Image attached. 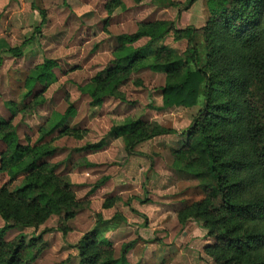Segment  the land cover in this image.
<instances>
[{"label": "trees", "instance_id": "1", "mask_svg": "<svg viewBox=\"0 0 264 264\" xmlns=\"http://www.w3.org/2000/svg\"><path fill=\"white\" fill-rule=\"evenodd\" d=\"M196 1L189 0L188 6ZM207 1L211 18L203 28L180 29L169 20L142 21L135 32L118 35L115 51L122 54L79 90L90 97L92 106H101L107 97L124 101L121 89L132 73L151 70L166 76L158 109L201 104L189 127L180 133L142 117H129L113 125L108 137H122L129 155L136 153L139 144L159 136L184 137L181 146L172 149V167L198 181L200 198L184 201L178 219L183 225L191 220L200 223L206 236L214 240L204 247L213 264H264V0ZM123 6V0L106 3L109 13ZM171 32L177 39L188 38L185 52L157 45ZM197 34L204 37V57L194 41ZM143 38L148 41L135 47ZM26 43L9 51L19 56ZM56 67V60L45 58L26 78L24 101L32 99L24 102L20 112L45 103V92L58 80ZM74 109L70 104L63 114L53 112L51 119L57 116V122L51 127L47 122L42 125L40 130L48 128L34 144L20 141L12 119L0 121V141L5 145L0 151V171L9 176L0 187V218L4 221L0 264H33L48 246L44 235L53 231L44 228L27 242L21 234L7 240L8 229H38L57 216V229L66 234V224L83 206L72 190L71 178L56 173L58 164L44 162L57 150L48 148L45 136L56 131L77 138L86 134L87 129L69 123ZM106 143L108 138H103L82 149L97 151ZM20 178L11 191L10 184ZM103 223L107 222L100 218V226L75 245L80 264H130L127 254L136 241L123 244L116 256L113 241L100 229Z\"/></svg>", "mask_w": 264, "mask_h": 264}, {"label": "rangeland", "instance_id": "2", "mask_svg": "<svg viewBox=\"0 0 264 264\" xmlns=\"http://www.w3.org/2000/svg\"><path fill=\"white\" fill-rule=\"evenodd\" d=\"M108 1L0 0V121L12 119L20 141L34 144L41 141L48 128L40 130L42 125L47 122L51 127L57 122V116L51 119L53 112L63 114L74 104L70 125L87 129L82 138L56 131L44 139L48 148L57 149L44 162L58 164L56 173L71 178L72 190L83 203L66 224L67 233L57 229L60 219L54 216L38 229L10 228L6 238L12 240L21 234L29 242L44 228H52L44 235L46 250L33 264H77L75 245L88 231L100 226L97 222L101 218L111 221L107 236L113 240L116 256L123 244L136 241L127 254L130 264H213L204 247L214 240L206 236L200 223L191 220L183 225L178 219V209L184 201L200 198L198 181L172 167V149L180 147L185 138L179 134L159 136L139 144L136 153L129 155L122 137H108L113 125L129 117H142L180 133L189 127L201 104L158 109L160 87L166 76L151 70L132 73L121 89L124 101L107 97L101 106H92L90 97L79 90L122 54L115 51L118 35L133 33L140 21L156 18L150 15L152 6L169 8L167 14H175V19L169 21L186 29L207 24L211 18L209 3L197 0L188 6L189 0H123V7L109 13ZM194 41L204 57V37L197 34ZM24 42L21 55L9 51ZM146 42L143 39L134 46ZM157 45L183 53L189 40L177 39L171 32ZM45 58L57 61L54 71L58 80L45 92L44 104L30 112H20L32 99L24 101L25 80ZM103 138H108V143L101 149H82ZM4 149L0 141V151ZM87 162L95 166L89 167ZM21 180L11 183L10 190ZM8 181L9 176L0 171V187ZM3 226L0 218V228Z\"/></svg>", "mask_w": 264, "mask_h": 264}, {"label": "crops", "instance_id": "3", "mask_svg": "<svg viewBox=\"0 0 264 264\" xmlns=\"http://www.w3.org/2000/svg\"><path fill=\"white\" fill-rule=\"evenodd\" d=\"M169 8H166L165 6H160V7H156L155 6L151 8V14L150 15H154L156 16L155 19H152V21H156V20H174L175 19V14H170V16H168L167 12H168ZM167 14V16H166ZM142 22V21H140ZM143 39H146V41H148V38H143ZM141 39V40H143ZM159 106L162 105V96L160 94V102L158 103ZM107 220V219H105ZM108 225H111V221L110 220H107V223L104 224L103 226L100 227V229L104 230L105 231V236L108 238L107 234L110 232ZM7 236V235H6ZM110 239V238H108ZM111 240V239H110ZM113 241V240H112ZM75 259L77 260V264H80V256H79V252H75ZM35 263V262H34Z\"/></svg>", "mask_w": 264, "mask_h": 264}]
</instances>
